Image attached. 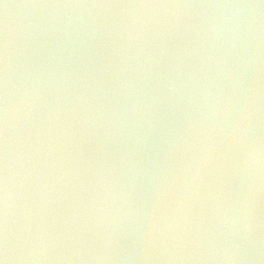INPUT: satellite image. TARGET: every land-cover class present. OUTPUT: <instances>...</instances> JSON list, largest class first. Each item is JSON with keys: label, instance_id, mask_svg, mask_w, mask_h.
Wrapping results in <instances>:
<instances>
[{"label": "water", "instance_id": "95a60500", "mask_svg": "<svg viewBox=\"0 0 264 264\" xmlns=\"http://www.w3.org/2000/svg\"><path fill=\"white\" fill-rule=\"evenodd\" d=\"M6 264H264L262 0H0Z\"/></svg>", "mask_w": 264, "mask_h": 264}, {"label": "snow or ice", "instance_id": "6c2138e0", "mask_svg": "<svg viewBox=\"0 0 264 264\" xmlns=\"http://www.w3.org/2000/svg\"><path fill=\"white\" fill-rule=\"evenodd\" d=\"M264 2V0H262ZM5 123V114L3 113L2 108H0V135H2L3 127ZM3 187H2V180H0V194H2ZM0 199H2V196H0ZM0 264H6V258L0 255Z\"/></svg>", "mask_w": 264, "mask_h": 264}]
</instances>
